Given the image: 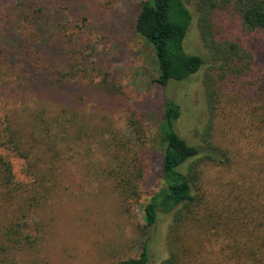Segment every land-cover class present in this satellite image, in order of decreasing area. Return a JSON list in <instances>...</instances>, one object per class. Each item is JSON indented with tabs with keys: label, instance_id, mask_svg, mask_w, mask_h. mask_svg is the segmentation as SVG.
Masks as SVG:
<instances>
[{
	"label": "rangeland",
	"instance_id": "1",
	"mask_svg": "<svg viewBox=\"0 0 264 264\" xmlns=\"http://www.w3.org/2000/svg\"><path fill=\"white\" fill-rule=\"evenodd\" d=\"M14 1L0 0V34L7 21L17 32L32 34L33 16L28 11L11 14ZM30 1H43L38 8L46 16L53 14L46 12V5L57 8L52 0ZM65 1L63 10L55 14L67 27L60 32L89 41L97 52L94 71L77 67L74 79L64 81L70 86L68 97L53 87L27 85L24 67H6L0 57V160L6 167L1 176L3 181L11 177L13 184L9 190L0 187V196L9 191L8 198H0V264H114L138 258L147 237L143 208L162 185L155 161L160 150L156 144L158 117L166 99L181 103L187 98V107H182L187 120L178 128L188 139L196 142L208 133L215 145L229 152L231 161L226 167L200 163L204 201L228 197L231 184L238 189L234 193L247 198L238 188L243 183L235 180L237 175L255 165L258 176L262 174L258 169L264 167V126L256 117L262 112L256 109L257 96L249 84L251 72L264 64V33L245 30L228 5L214 10L216 40L234 42L254 58L252 70L245 76L226 71L229 75L222 77L221 70L211 67V57L200 39L197 0H189L193 22L184 49L205 64L188 82L170 81L158 88L151 48L133 29L138 4L145 0ZM55 27L57 36L60 27ZM236 63L242 66L240 61ZM207 72L217 80L219 104L213 116L203 87ZM103 74L118 84L121 93L116 97L101 91ZM132 113L142 123L139 135L127 125ZM137 154L144 177L138 190L132 189L135 196L124 199L114 185L119 177H107L106 170L120 163L124 174L135 175ZM256 201L252 198L253 204ZM169 221L170 217L163 216L153 227L151 264L153 259L159 262L168 256ZM212 232L210 226L201 230L187 224L181 229L184 237L169 245V250L179 246L189 253L190 248L201 262L219 259L221 244L207 245Z\"/></svg>",
	"mask_w": 264,
	"mask_h": 264
},
{
	"label": "trees",
	"instance_id": "2",
	"mask_svg": "<svg viewBox=\"0 0 264 264\" xmlns=\"http://www.w3.org/2000/svg\"><path fill=\"white\" fill-rule=\"evenodd\" d=\"M52 2L57 4V8L46 5L47 13L53 11L49 16L38 8L43 1L12 2L9 7L11 14L28 11L33 16L31 19L34 22V31L30 35H23L17 32L11 21H7L0 34V57L6 67H24L22 72L27 77V85L53 87L66 98L70 94V86L64 81L74 79L77 67H90L94 71L96 63L93 57L97 52L89 41L83 42L80 38L74 39L60 32L65 26L55 14L63 10L66 1ZM188 2L189 0H145L138 4L133 29L151 48L157 72L154 81L158 88L166 87L170 81H184L181 85L188 82L205 64L201 57L190 55L184 49V41L193 22ZM223 4L232 7L245 30L264 33V0H197L195 3L197 27L201 42L211 57V67L221 70L222 77L229 75L227 72L242 77L251 72L254 58L249 53L241 52L239 45L234 42H219L213 33L214 10ZM55 25L60 27L57 36ZM237 60L241 67H237ZM222 66L227 69L223 70ZM251 74L253 76L249 84L257 96L256 109L262 112V115L258 114L256 117L260 118L258 123L264 126V64L257 66ZM216 82L214 76L207 72L203 87L211 116L216 114L219 104ZM101 83L100 89L105 94L116 97L115 95L121 93L118 84L109 80L108 74H103ZM89 92L91 91L85 90V93ZM187 101V98L181 103L176 99H166L162 104L156 140L160 150L155 161L162 185L143 208V230L147 237L138 258L114 264H151L149 249L153 227L160 223L163 216L170 217L165 242L168 256L159 262L153 259L152 264H178V261L184 264H264V167L258 169L262 172L258 176L255 174V165L237 175L238 179L235 180L243 183L238 188L243 189L244 194L248 195L247 198H241L238 193H234L238 189L231 184L228 197L220 196L219 199L204 201L206 193L202 192L200 163L208 162L216 167H226L231 158L228 150L210 140L208 133L193 142L179 131L178 124L187 120V114L184 115L182 111L183 106L187 107ZM127 122L128 127L137 135L143 132L142 123L134 113L128 116ZM139 155L134 159L138 169L135 175L124 174V165L120 163L106 170L107 177H119L114 185L124 199L135 196L132 189L138 190V184L144 177ZM1 167L3 170L0 171V187L9 190L13 185L10 182L11 177L7 176L3 181L1 176L6 171L4 160H0ZM261 183V190L256 193ZM8 190L5 194L2 193L7 198ZM252 198L257 200L255 204L252 203ZM203 220L206 222H200ZM187 224L201 230L206 229V226L211 227L213 232L211 238L207 239V245L215 247L221 244L219 259L206 258L201 262L199 254H193L190 248L189 253L183 252L179 246L169 250V245H173L179 237H184L181 229ZM179 256L183 259L179 260Z\"/></svg>",
	"mask_w": 264,
	"mask_h": 264
}]
</instances>
